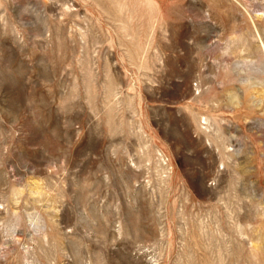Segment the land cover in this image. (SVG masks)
<instances>
[{
  "label": "rangeland",
  "instance_id": "374dc122",
  "mask_svg": "<svg viewBox=\"0 0 264 264\" xmlns=\"http://www.w3.org/2000/svg\"><path fill=\"white\" fill-rule=\"evenodd\" d=\"M0 264H264V0H0Z\"/></svg>",
  "mask_w": 264,
  "mask_h": 264
}]
</instances>
